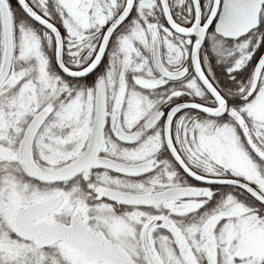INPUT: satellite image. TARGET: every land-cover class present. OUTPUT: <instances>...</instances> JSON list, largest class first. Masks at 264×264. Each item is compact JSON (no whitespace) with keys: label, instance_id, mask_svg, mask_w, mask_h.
<instances>
[{"label":"snow or ice","instance_id":"6c2138e0","mask_svg":"<svg viewBox=\"0 0 264 264\" xmlns=\"http://www.w3.org/2000/svg\"><path fill=\"white\" fill-rule=\"evenodd\" d=\"M0 264H264V0H0Z\"/></svg>","mask_w":264,"mask_h":264}]
</instances>
